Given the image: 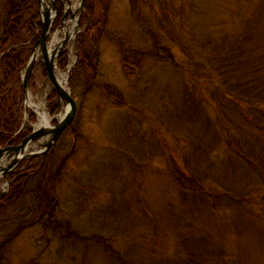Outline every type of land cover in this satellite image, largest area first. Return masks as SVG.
Segmentation results:
<instances>
[{
  "label": "rangeland",
  "instance_id": "rangeland-1",
  "mask_svg": "<svg viewBox=\"0 0 264 264\" xmlns=\"http://www.w3.org/2000/svg\"><path fill=\"white\" fill-rule=\"evenodd\" d=\"M70 1L80 32L57 68L77 113L53 148L65 160L50 208L57 228L39 222L50 216L38 173L2 215L1 240L18 232L4 264H264V131L221 108L207 72L237 43L252 60L237 73H264L254 70L264 65V0H87L82 13V0ZM42 65L28 96L48 114L57 93ZM38 123L31 110L26 128ZM9 190L0 178V195Z\"/></svg>",
  "mask_w": 264,
  "mask_h": 264
},
{
  "label": "trees",
  "instance_id": "trees-1",
  "mask_svg": "<svg viewBox=\"0 0 264 264\" xmlns=\"http://www.w3.org/2000/svg\"><path fill=\"white\" fill-rule=\"evenodd\" d=\"M58 6L60 15L54 23L52 33L60 27L63 18V6L61 3H58ZM0 16L2 18L0 25V147L10 148L17 146L33 131L31 127H27L19 133L24 118L22 72L31 58L34 46L42 35L44 24L41 21L38 0H0ZM220 49L218 54L209 59L207 72L211 77L215 75L218 77L216 83L219 90L216 95L220 100L221 108L231 114L235 109L241 115L240 117L264 131V73L257 74L252 71L237 73L240 67L248 66V63L251 66L252 63V60L246 57L242 45L233 43L229 47L223 45ZM80 58L86 63L89 62L87 66L92 71L94 70L95 74L96 66L93 65L91 55L84 54L81 50ZM59 65L62 70L67 68L66 53L60 57ZM254 68L255 71L264 72V65ZM42 70L47 75V70L43 65ZM76 75L77 72L72 75V81ZM190 96L192 94L189 95L192 103L193 99ZM222 99L225 101L222 102ZM230 106L233 110H230ZM48 112L51 116L59 112L55 94L49 98ZM34 120V116L31 115L30 121ZM72 128L73 126L64 132L61 140ZM58 150L59 148L56 147L46 155L34 158L24 171L9 174L11 188L6 195H0V234L2 224L5 222L2 218L3 213L9 212L18 205L38 173L43 174L42 186L39 188L41 207L50 216L48 221L44 222L41 219L39 222L45 229L55 230L57 228L56 222H52L54 214L50 208L54 205L56 197V182L65 168V160H60ZM178 179L181 178L178 177ZM201 180L202 178L197 186L201 185ZM51 222L53 225L50 224ZM17 235L18 232L12 237L15 238ZM11 239L8 240L11 241ZM9 241H3L0 237V264H4L3 254Z\"/></svg>",
  "mask_w": 264,
  "mask_h": 264
},
{
  "label": "water",
  "instance_id": "water-1",
  "mask_svg": "<svg viewBox=\"0 0 264 264\" xmlns=\"http://www.w3.org/2000/svg\"><path fill=\"white\" fill-rule=\"evenodd\" d=\"M40 6L41 21L44 24V30L36 45L33 48L32 56L27 64L25 73L23 74V91L25 96V123L22 127L24 130L29 122L30 109L27 106L28 89L31 84L32 76L37 67L38 62L36 61L35 54L37 50L41 52V61L47 69V79L51 81L54 86V90L57 93V99L59 104V110L65 108L67 114L62 121H58L57 124H49L34 129L32 134L20 142L17 146L10 148L0 147V178H4L8 184V190L10 187V181L8 175L17 170L24 161L31 160L33 157L45 155L52 148L55 147L58 139L62 134L71 126L73 123L77 109L76 105L71 97V93H66L59 85L55 64L57 65L60 55L64 52L71 36L66 35L62 40V43L56 53L54 54L53 60L49 58V49L51 45L52 29L53 25L60 14V8L57 5L58 0H38ZM63 3L67 2V8L64 10V16L62 19L61 27L58 31L64 28L65 23L71 19H75V15L71 12L72 4L70 0H61ZM87 0H82L80 13L83 12V8L86 5ZM57 31V32H58ZM80 32V21L78 19L75 25L74 35L77 38ZM57 34V33H56ZM55 35V34H54ZM21 130V131H22ZM46 141V142H44ZM39 145L45 150L35 153L28 154V150L34 146ZM4 194V193H3Z\"/></svg>",
  "mask_w": 264,
  "mask_h": 264
},
{
  "label": "bare ground",
  "instance_id": "bare-ground-1",
  "mask_svg": "<svg viewBox=\"0 0 264 264\" xmlns=\"http://www.w3.org/2000/svg\"><path fill=\"white\" fill-rule=\"evenodd\" d=\"M76 10H77V8H76ZM71 12H74L73 8H71ZM74 31H75V24H72L70 22V20H68L65 23L64 28L62 30L58 31L57 34L54 37L52 36L53 40L51 42L50 49H49V58L51 60H53L54 54L56 53V51L60 47L64 37L66 35L72 36V34H74ZM70 53H72L71 49H70ZM35 58H36L37 62L41 61L42 57H41L40 50H37V52L35 54ZM55 68H56V72H57V78H58L59 85L61 86V88L66 93H70V90H69L68 85H67V75L68 74L60 73L56 64H55ZM27 106H28V108L30 110L34 111L37 114V116H38V122L39 123L37 125V128L42 127V126H47L53 121V119H51L49 117V113L47 114V111L44 108H40V107H35L34 108L32 106L31 101L29 99V96L27 98ZM66 114H67V110L64 107L61 108L60 114H59V121H62L64 119V117L66 116Z\"/></svg>",
  "mask_w": 264,
  "mask_h": 264
},
{
  "label": "flooded vegetation",
  "instance_id": "flooded-vegetation-1",
  "mask_svg": "<svg viewBox=\"0 0 264 264\" xmlns=\"http://www.w3.org/2000/svg\"><path fill=\"white\" fill-rule=\"evenodd\" d=\"M59 3H61V2H59Z\"/></svg>",
  "mask_w": 264,
  "mask_h": 264
}]
</instances>
